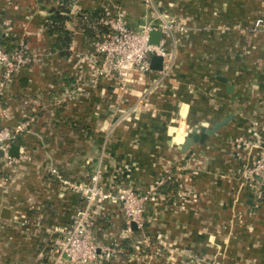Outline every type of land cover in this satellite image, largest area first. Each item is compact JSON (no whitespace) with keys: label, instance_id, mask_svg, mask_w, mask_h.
Instances as JSON below:
<instances>
[{"label":"crops","instance_id":"1","mask_svg":"<svg viewBox=\"0 0 264 264\" xmlns=\"http://www.w3.org/2000/svg\"><path fill=\"white\" fill-rule=\"evenodd\" d=\"M153 6L0 0L4 43L11 51L26 47L31 57L0 89V127L33 119L13 143L17 162L0 161V264H52L55 229L83 208L80 193L58 183L52 168L80 183L100 169L106 183L138 193L164 181L147 205L142 232H127L118 202L94 207L91 238L123 250L98 264H264V187L240 176L264 146V0ZM60 7L72 34L63 45L51 26ZM118 8L131 30L157 25V14L184 27L169 42V74L137 78L125 92L113 77L97 78L92 47ZM229 115L204 145L180 150L190 130Z\"/></svg>","mask_w":264,"mask_h":264},{"label":"built area","instance_id":"2","mask_svg":"<svg viewBox=\"0 0 264 264\" xmlns=\"http://www.w3.org/2000/svg\"><path fill=\"white\" fill-rule=\"evenodd\" d=\"M145 3L154 8L153 0H145ZM115 12L112 17L104 20L107 32L100 34L92 44L94 64L99 65L97 78L113 77L118 88L125 92L137 78H146L152 73H160L166 77L173 68V56L168 50L169 42L174 41L176 33L184 31L180 21L177 18L166 20L165 16L156 13L160 20L157 25L146 24L139 30H131L126 25L125 12L121 8ZM260 24L261 21H257L256 27L260 28ZM157 31L161 32L162 38L156 45L150 42V34ZM153 56L164 59L161 72L151 70ZM30 61L26 47L21 46L9 52L0 46V89L9 84ZM3 116L6 117L5 114ZM32 122L31 118L15 127H0V161L3 160L9 165L17 162L10 156V150L16 139ZM50 173L58 183L80 193L85 202L67 226L55 229L52 264H98L101 257L106 262L118 258L123 250L101 247L89 234L88 222L94 207L110 200L118 202L126 215L127 232L133 233L132 224L142 232L146 225L147 205L158 195L164 184V181L160 180L151 189L138 193L130 188L115 187L106 183L100 169L85 183L68 181L55 168H52ZM240 176L255 187H264V146L258 151L253 165L244 166L240 170Z\"/></svg>","mask_w":264,"mask_h":264},{"label":"water","instance_id":"3","mask_svg":"<svg viewBox=\"0 0 264 264\" xmlns=\"http://www.w3.org/2000/svg\"><path fill=\"white\" fill-rule=\"evenodd\" d=\"M162 38V34L160 31L158 32H152L150 34V42L153 44H159L160 39ZM164 65V59L160 56H153L151 58V70L153 72H161L163 70ZM219 80L223 81L224 83H227L226 79L220 78ZM232 87H229L228 90L230 91ZM233 119V115H229L222 121L214 123L212 126H200L198 128H195L193 130H190L185 138L182 146L180 147V150L183 153H186L189 149H191L195 145H204L212 136L217 134L221 129H223L225 126H227L231 120ZM19 147L13 145L10 150V156L13 158L18 157ZM2 155V153L0 154ZM11 212L9 209H4L2 213V218L4 219H10ZM133 230L136 229V225L132 224Z\"/></svg>","mask_w":264,"mask_h":264},{"label":"trees","instance_id":"4","mask_svg":"<svg viewBox=\"0 0 264 264\" xmlns=\"http://www.w3.org/2000/svg\"><path fill=\"white\" fill-rule=\"evenodd\" d=\"M67 4V2H66ZM66 8L65 7H60V9L52 16L51 18V26L53 27V33L57 34L59 36V38L61 39L62 45L65 44V42L70 41L71 40V33L69 31H67L65 29V21L66 18L63 15V13L65 14ZM102 34L107 32V28H102L100 31ZM63 38V41H62ZM0 46L2 48H4L6 51L11 52V48L7 47L6 43H4V38L2 37V35H0ZM61 50H63V48L61 46H59Z\"/></svg>","mask_w":264,"mask_h":264}]
</instances>
